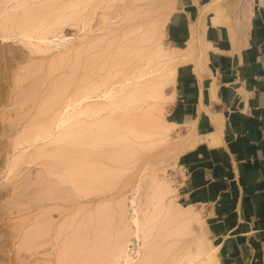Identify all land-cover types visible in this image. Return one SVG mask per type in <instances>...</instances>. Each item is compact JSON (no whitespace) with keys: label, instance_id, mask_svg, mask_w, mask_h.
<instances>
[{"label":"bare ground","instance_id":"obj_1","mask_svg":"<svg viewBox=\"0 0 264 264\" xmlns=\"http://www.w3.org/2000/svg\"><path fill=\"white\" fill-rule=\"evenodd\" d=\"M7 1H9L8 10L2 6L5 1L2 2V5L0 3V15H3L0 19V37L1 39H8L10 37L20 36L19 43L24 45L27 49L24 56L26 57L25 60L27 64L22 68L24 72L18 70L14 74L12 81L13 86L6 92L7 98L11 100L14 94V88H22V85H28L27 81L35 78L37 73L36 67L39 65L40 68L44 66L43 60L47 57L44 55L50 50V47L46 45L41 46L38 43L34 44L31 41H27L26 38H48V33H52L65 22L71 18L73 19V16H69L73 10L70 9V14L66 11L71 5L68 6V8H66V5L72 4L73 2H75L74 4L76 5L77 0H71L72 3L67 0L68 3L65 0L66 2H64V4L62 0ZM55 1L57 3H55ZM59 1H61V3H59ZM82 1L84 2L85 0L78 1V4ZM51 4H53V6ZM74 4V7L78 5L75 6ZM73 6L72 8H74ZM136 7L141 6L136 5ZM135 9L134 7V9H131L126 15V20L128 19L127 22L129 19H132V22L128 24L131 25L130 29L132 33L134 32L133 34H135V37L133 35L131 37L132 40L130 39L129 42H125L123 46L125 47L124 51L119 44H122L121 42L124 44V41H128V39H124L117 44L115 43L116 46H113V49L116 48L114 50L111 47L112 44L114 45V40H111L104 46L106 47L110 44L109 51L107 50L108 52L100 47L104 50V54H101L103 50L99 48L97 42L100 38L102 40V37L104 38L107 32L89 39V43L87 42L88 44L85 47L82 46V50L85 52L90 49L92 52L90 51L91 53L88 56H84L85 60L81 65L83 69L85 67H90L89 73L85 75L82 73L83 77L78 78L75 84H72L68 77L62 78L61 73V77L58 75L59 79L55 80L54 78L55 81L52 79L51 86H49L50 88L44 86V76H41L43 79L40 78L37 80L39 81V85L33 84V86H26L24 90L21 91L19 100L16 99L15 96V98L13 97L12 103L14 104L17 102L18 106L15 105L10 110L6 112L2 111L0 114V120L2 122L11 118V121H8L11 128L7 123L0 124V134L8 135L9 131L17 128V134L14 138L11 137L12 140L10 145L13 150L19 149L20 147L23 148L22 151L13 155L15 157H10L11 161H8V164L5 166L7 170L10 171L18 163L39 165V170L43 176L41 181H39L40 191L35 196H31L32 206L40 212L38 216L34 217V220L32 219V223L36 228L34 226L30 232H26L28 235H26L22 246L27 247L31 245L32 248H34L38 246L37 243L41 245V243L38 242L40 236L43 233L51 236L52 233L50 232L55 227L56 232H54V239H57V243L55 244V251H53L49 257L53 254L52 262L54 264H74L75 255L73 251L75 250V242L77 241L76 237L78 233L74 235L70 233L67 239H63L62 223L64 221L62 218L67 212H72L79 204H82L84 208L87 207V210H91L93 203H102L106 206L102 207L103 210H101L105 212L107 210V212H109L108 217L112 218V221H108V217H106L107 212H104V215L100 214L101 211L95 209L92 210V212L102 215L101 217L104 215L105 219L103 218V220H100V215L99 218H97V215L95 214L94 216L90 211V216L84 218L87 221L84 222L83 220V225L86 223L84 227H88L87 223L89 225L90 222L89 227L91 226V230L94 229L91 233H93L94 236L96 235L95 239L98 238L102 232L103 234L105 231L108 232L107 230L103 231V229H106L107 225V229L110 228L111 230H109L108 233H112V228L114 227H117L116 229L114 228L117 231L109 236L106 233V243L102 246H106V249L108 248L107 250L100 246L101 249L103 248L101 251L98 246L104 243V236H101L103 240L100 239L101 242L99 240V243L96 241L97 239L95 240L92 238V244L97 243L98 245L95 246H97V248L99 247L96 254L98 253V255L103 257L100 259V256H93V254H95L93 253L95 252L93 249V254H89V260L92 259V256L93 259L97 258V264H100L99 262H101V264H158V262H160L159 264H220L217 245L209 238H206L207 220L205 216L202 215L200 213L201 210L196 209L193 204L185 203V205H182L175 201L176 189L174 188L175 186L173 187L169 178L158 177L155 170L150 175L145 193L146 202H148L147 207L150 206L151 209L149 213L147 212L145 214L142 220H139L137 215L132 217L135 230H131L126 221L127 214L124 200L121 201L122 199L120 198V201L115 200L113 204L111 202L112 200L108 197L115 185V181H118V179L115 180V175L118 174L119 171V173H121L124 168L127 169L131 167L130 164H128V166L126 165L127 167L123 166L125 165V160H130L132 158V156L130 157L129 155H133V151L137 153L138 150L140 152V149L153 147L160 140L165 127L158 122L157 118L152 114L151 109H147L148 107L145 108V110L141 111L143 116L139 114V117L136 119L134 116L133 118L135 120L127 113L131 111L130 109L132 107V110H134L135 104H139L145 100H151L148 102V104L151 105L152 103L150 104V102L154 103L155 100L162 97L161 86L163 85L164 79L160 81L159 76H164L165 78L169 76V62L177 58L173 56L175 52H181V48L177 46H173L170 49L162 48L158 40V32L156 34L155 31H152L159 28V24L156 23L157 21H152L154 22V24H152L151 20L153 19L149 18L150 20H148L151 22L149 25V21L146 19V29L149 27L152 32H149V29L147 31L144 27V20L142 16H140V13L143 14V10L137 8L135 11ZM64 10L68 15L65 14L66 12L64 13ZM74 12L75 10L73 13ZM146 12H148V10ZM49 14L52 15L49 16ZM81 21L82 20L79 22ZM129 25H125L127 27L125 29L127 30L124 29V33L120 31L122 34L120 38L123 34L130 32L128 31ZM113 30H117V28ZM135 31L137 32L135 33ZM144 31L145 33L148 32L145 34L146 36L148 35V37L144 35ZM108 32V35L112 33L111 30ZM150 33H153V35ZM149 35L153 37L149 39ZM97 37L99 38L97 39ZM104 41L103 39V42ZM77 48L76 50H79V47ZM119 49H121L122 52ZM81 52L82 51H76L78 57ZM64 53L63 55H61V53L54 54L50 57L48 60V73L46 72V74H51L60 68L61 62L64 56H66ZM92 53L95 54L93 55ZM108 53L112 58L111 61H109V59L108 61L105 60V54ZM110 57L107 56V58ZM184 58L185 55L176 60L181 61L182 59L184 60ZM161 59L165 68L163 72L159 73V67L157 65H162ZM140 60H143V62L140 63ZM133 61H135V63L139 61V64L127 72L126 76L111 80V78L116 77L119 73L124 74V66ZM72 64H74V62ZM8 65L11 66L10 64ZM105 65L107 66V70L104 74H98V71L102 70ZM68 68L70 67L68 66ZM82 68L80 70H82ZM125 68V70L128 69L127 66ZM42 69L44 70V68ZM92 75H94V77ZM37 81L36 83H38ZM70 83L72 84V88H68ZM40 86L42 87L40 88ZM68 90L70 91L69 94L66 92ZM36 91L37 93L33 94ZM27 102H29L28 105L26 104ZM33 103H37L38 105L36 106L38 107L34 111V114H31L30 108ZM28 114H31L29 120L21 124L19 121ZM13 116H16V118L13 119ZM124 116H126L125 119ZM128 117H130V119ZM119 118L123 120L121 121ZM85 144L87 149L88 147L89 149L93 147V149L91 148L90 151H87L91 155V159L89 158L91 160V162H89L90 165L87 163L90 160H86L87 162L84 161V163L82 160H77L76 157V155H78L76 153H80L77 149L83 147ZM104 144L106 145L105 150L110 149L111 152L109 155L106 150L107 157H110L107 158V160L106 156L104 159V157L100 155L105 152L102 148L103 146L105 147ZM86 147L84 146L83 150L86 151V149H84ZM94 147H98L97 153V148L95 149ZM99 147H101V149H99ZM27 148H29V151ZM92 150H95V155H99H94V157V152ZM92 156L94 157L93 159ZM98 157L103 158L104 161ZM19 165L20 164H18V166ZM25 196L27 195L25 194ZM100 204L98 208L96 207L97 209H100ZM53 211L56 212V218H53ZM75 211L76 213L74 211L73 213L77 214L78 209H75ZM93 216L100 220L98 223L102 224L103 229L100 227L101 229L98 228L96 230V227L100 225L97 224L98 226H95L98 220H94V223L92 221V219H95ZM69 217L70 215L68 218ZM105 220L106 222L108 221L107 225L105 224ZM102 221H104V224ZM71 222L75 224L76 221L73 219ZM193 223H198L200 229L198 233L193 230ZM79 224L77 223L76 225ZM83 225H81V227ZM154 229L156 230V234L153 232ZM94 231H97V234H95ZM84 235L86 236V234ZM130 235H135L137 239L141 240V245L139 243L135 251L136 259H132L129 252ZM107 238H109V240ZM108 241L109 246H107ZM175 246L177 247V251L170 254V249L173 247L175 248ZM78 249H80V247ZM49 257L47 260H49ZM105 257H107V261H105ZM163 258L165 259L162 260ZM82 260H84V258ZM43 261L44 260L41 258L40 262L43 263ZM102 261H104V263ZM86 264H90V262ZM94 264H96V262Z\"/></svg>","mask_w":264,"mask_h":264},{"label":"rangeland","instance_id":"obj_2","mask_svg":"<svg viewBox=\"0 0 264 264\" xmlns=\"http://www.w3.org/2000/svg\"><path fill=\"white\" fill-rule=\"evenodd\" d=\"M66 1L62 0L63 4ZM69 1L72 3L71 0H69ZM78 1H80V0H77V4H78ZM2 2H4L3 5H2ZM34 2H37V1H34ZM187 2H188V0H85L84 2L83 1L81 3L79 2L80 4H78V5L76 4L77 6L74 4L75 2H73L72 4L66 5L67 6L66 8H68V6L71 5L70 8L68 10H66V11H68L69 14H70V12H69L70 9L73 11L75 10L74 13L72 11L71 15H69L70 17L73 16V19L71 18L70 20L65 22L63 25H61L59 28L55 29L52 33H50V34L48 33L47 34L48 38H45V39H37L36 37H29L28 39L26 38L27 41H31L34 44L38 43L41 46L46 45V46L50 47V50L48 52H46L44 55V56H47L46 59L43 60L44 66L41 68H40V65L38 67H36L37 73L35 75V78L33 80L27 81L29 86H31V85L33 86V84L39 85V81H37V80L40 78L41 79L44 78V84L45 85L44 84L43 85L47 86V88H50L49 86H51L52 79L53 80H54V78H55V80L59 79V76L61 73H62V75H61L62 78H66V77L70 78L69 81H71L72 84H75V81L78 78L83 77V74L85 75L86 73H89L90 67H85L83 69L82 68L83 66L81 67V65H82V62H84V60H85L84 56H86V55L88 56L92 51L90 49H88L87 51L84 52V50H82V48L85 47L89 43V39H91L95 36H100V35H103L104 33L107 32V35H104V38L102 37V40L100 38V40L97 42V45H99V48L100 47L103 48L106 52L109 51L110 44H109V46L108 45L106 47H104V46H105V44H108V42H110L111 40H114L113 41L114 45L113 44L111 45V47L113 49V46H116L117 43H120L124 39L125 40L128 39V41H124V44H123V42H121L122 44H119V45H121V49L124 51L125 47H123V46L125 45V42L126 43L129 42L133 35L135 37V34H133L134 32L132 33V31L130 29L131 25L128 24V23L132 22L131 21L132 19H129L128 22H127L128 19L126 20V15L128 14V12H130L131 9L133 10L134 7L136 8L135 11L137 10V8L143 10V12L141 10V12L143 14L140 13V16H142V19L144 20L143 22L145 24L144 25L145 29H146V22L149 21L151 18L153 19V20H151V22L157 21L156 23L159 24V28H157L158 31L157 30H152V31L153 32L155 31L156 34L158 32V37H159L158 40H159V43H160L162 48H164V49L169 48L170 49L173 46L180 47L181 52H175L173 54V56L177 57L176 59L185 55V58H184L185 61L183 59L181 61H178L175 59L174 61H170L171 63L169 62L170 74L168 77L165 78L164 76H159L160 81H163V79H164L163 85L161 86L162 97L155 100L154 103L150 102V104L152 103L151 105L148 104V102L151 100H145V101L140 102L139 104H135L134 110H132V108H133L132 107L130 109L131 111L129 113H127V114H129V116L132 119H134V118L136 119L137 117H139V114L141 116H143V114H141V111L145 110V108L148 107L147 109L152 110V111L151 110L150 111L157 118L158 122L161 123L162 126L164 125V127H165V129L163 130L162 136L160 137V140L153 147H146V148H143L142 150L140 149V152L138 150L137 153L133 151V153H132L133 155H129L130 157L132 156V158L130 160H125V165H123V166H126V165L128 166V164H130L131 167L127 168V169L124 168L125 171L123 170V171H121V173H119L120 172L119 171L118 174H116L118 178L115 175V180L118 179V181L117 180H116L117 182L115 181L116 186L114 185V187L111 190L110 195H108V197L112 200L111 202L113 204L115 203V200L120 201V198L122 199L121 201L124 200V204L126 205L125 211L127 214L126 215V221H127L129 228L131 230H135V226L132 222V217L137 215L138 219L142 220L144 218L145 214L147 212L149 213V210L151 209L150 206L147 207L148 202H146V193L145 192H146V188H147V183L149 181V177L153 173L154 170L156 171V174L158 177H167L171 180L173 187L175 186L174 188L176 189L175 201L182 204V205H185V202H183V200L181 198H179L178 190H177L178 175H177V170L175 167V159H176V156L178 153V148H179L178 143H177L178 139L171 132L173 123L168 120L169 119V106H170L169 101L172 99V96H173L172 86L175 84L177 76L179 75V73L182 72L183 69L185 70V68H188V67L192 68L193 70L202 69L204 66H207L208 64L210 65V63H212L211 62V55L212 54H216V55L219 54L217 51H214L211 47L208 48L209 51H205V49H203V48L199 49L198 47H196V45L194 44L193 32L191 33V35L188 38L183 39L179 44H172L173 43L172 38H171L172 36L170 34V31H169L170 23H171V15L174 12H176L177 10H179L180 8H182L183 5H185ZM249 2H250L249 0H211L210 2L206 3L203 8L205 10L206 15L211 16L213 20H216V21L219 20L221 22V20L231 19L233 24L234 23L236 24V22L238 23V20L245 21V22L248 21L249 13H250V10L248 9V6L250 4ZM0 3L3 7L6 8V10H8L9 1L0 0ZM55 3H57V2L55 1ZM59 3H61V1H59ZM73 4L76 7H74ZM51 5L53 6V4H51ZM136 5L141 6V7H136ZM72 6L74 8H72ZM147 10H148V12H146ZM66 11L64 10V13ZM144 11H145V13H144ZM65 14L68 15L67 12ZM51 15L52 14H49V16H51ZM2 16L3 15H0V19ZM69 16H67V17H69ZM135 19H134V21H135ZM146 19H147V21H146ZM80 20H82V21L79 22ZM151 22L149 21V25L151 24ZM152 24H154V22H152ZM125 25H129L128 31H130L131 33L127 32V33L123 34V36H121V38H120V35H122L120 31H123V33H124V29L127 28ZM104 26H105V28H104ZM123 26H125V27H123ZM152 27H150V28H152ZM116 28H117V30H113ZM147 28L149 29V27H147ZM121 29H123V30H121ZM148 29H146V30L148 31ZM110 30L112 31V33H110L108 35V33H109L108 31H110ZM125 30H127V29H125ZM159 30H160V32H159ZM137 31H135V33ZM145 31H144V35L146 33H148V32L145 33ZM152 31H150V29H149V32H152ZM150 34L153 35V33H150ZM159 34H160V36H159ZM151 35H149L150 36L149 39H151L153 37V36L151 37ZM82 36H83V38H82ZM146 37H148V35ZM98 38L99 37H97V39ZM19 39H20V36L10 37L8 39H1V37H0V114L2 113V111L6 112V111L10 110L15 105L18 106L17 102H16L17 104L12 103V99L15 96L16 99L19 100V98L21 96V91L24 90V88L26 86H28L26 84V85H22L21 86L22 88H14V94L12 95V99L10 100L7 98L6 92L8 91V89H10L13 86L12 81L14 78V74L18 70H21L22 72H24L22 68H24L25 64H27V61L25 60L26 57H24L27 49H26V47H24V45L19 43ZM103 39L105 40L104 42H103ZM146 44H147V42H146ZM77 47H79V50H76V49H78ZM74 49L76 51H82L81 53H79V57L77 56L78 53H76V51ZM103 49H101V50H103ZM121 49H119V50L121 51ZM104 50H103V52H101V54L102 53L104 54ZM64 52H66V53H64ZM60 53H61V55H63V53L66 54V56H64V58L61 62L60 68H58L55 72H53L51 74H46V72L48 73L47 69L49 67L48 60L50 59V57L52 55L60 54ZM107 56L110 57L109 53L105 54V60L108 61V59H109V61H111L112 58L111 57H110L111 59L107 58ZM64 60H65V62H64ZM73 62H74V64H72ZM142 62H143V60L142 61L140 60V63H142ZM161 62H162V65H160V64L157 65L159 67V71H158L159 73L163 72V70L165 68L162 59H161ZM13 63H15V64H13ZM16 63L18 66L16 65ZM8 64H10L11 66H9ZM69 64L72 66H70ZM109 64H107V65H109ZM137 64H139V61L136 63H135V61H133L132 63L127 64L126 66L128 69L125 70L126 66H124V70H123L124 74L119 73L120 75L117 74V76L111 78V80H115V79H117V77L121 78V76H126L127 72H129L131 69H133V67H135ZM7 65L9 66L10 69L8 68ZM68 66L70 68H68ZM73 66H75V67H73ZM17 67H19V68H17ZM42 68H44V70ZM78 68H79V70H78ZM81 68H82V70H80ZM62 69H64V70H62ZM68 69L72 72H70ZM72 69H74V70H72ZM106 70H107V66L105 65L102 68V70L98 71L99 72L98 74H104V72ZM68 72H69V74H68ZM41 76H44V77L42 78ZM92 76L94 77V75H92ZM68 78H67V80H68ZM36 81L38 83H36ZM71 83H70V86L68 88H72ZM7 84L9 85V87ZM42 86H40V88ZM38 91H39V89H38ZM66 92H67V94L70 93L69 90ZM36 93H37V91L34 92L33 94H36ZM6 99H7V101H6ZM26 104L28 105L29 102H27ZM36 105H38V104L37 103L32 104V106L30 108L31 114L32 113L34 114V111L38 107ZM76 108H77V106H76ZM31 114H28L23 119H21L19 122H21V124H24L26 121L29 120ZM125 117L126 116H124V119H125ZM130 117H128V118L130 119ZM12 118L15 119L16 116H13ZM119 120L122 121L123 119L119 118ZM8 121L10 122L11 118L4 120L3 122L0 120V124H3V123L9 124ZM9 127L11 128L10 124H9ZM16 132H17V128L12 129V131H9L8 135L0 134V144H1L0 145L1 146L0 147V264H36V263L37 264H46V262H47V264H54L52 262L53 254L51 255V257H49V256L53 251H55V244L57 243V239H54V236H55L54 232H56L55 227L50 232V233H52L51 236L49 234L46 235L45 233L42 234L43 236L42 235L40 236V240H38V242L41 243V245L37 243L38 246H36L34 248H32L31 245H29L27 247L22 246L23 245L22 243H23L26 235H28L27 234L28 231L30 232L35 226L32 223L33 222L32 219L34 220V217L38 216V214L40 213L38 210H36L32 206L31 196L32 197L35 196L40 191L39 181H41L43 176L39 170L40 169L39 165H32V164L26 165L24 163H18L20 165L18 166V164H17L10 171H8L7 168L5 167L6 164H8V161H11L10 157H12V158L15 157L13 155H16L18 152L22 151V149H23L20 147L19 149L13 150L11 148L10 143H11L12 138H14V136L17 134ZM5 144H6V147H5ZM84 146L86 147V144ZM99 146H101V145H99ZM3 147H4V149H3ZM83 147H81L82 149L81 148L77 149L78 152H80V153H76L79 155V156L76 155V157H77V160L79 159V160H82L84 162L86 160L91 159V155L87 151H90L91 148L93 149V147H91L90 149L88 147L89 150L87 149V147L84 148V149H86V151L83 150ZM96 148L95 149H96V153H97L98 147H96ZM102 148H103V150H105L106 145H105V147L103 146ZM99 149H101V147H99ZM27 150L29 151V148H27ZM106 150L108 153L106 152ZM106 150L104 153L103 152H98V153H103L100 155L102 157H104V159L106 156V160H107V158H110V157H107L106 153L110 155L111 152H110V149H106ZM111 150H112V148H111ZM92 151L91 152L93 153V156H94L95 150H92ZM99 151H101V150H99ZM97 155H99V154H97ZM97 155H95V156H97ZM93 156H92V159L95 157V156L94 157ZM98 158H100V157H98ZM100 159H102L104 161L103 158H100ZM89 162H91V160L88 161L87 163L89 164ZM103 166H104V164H103ZM129 169H131V170H129ZM36 172H37V176H36ZM127 174H129V175H127ZM25 194L27 196H25ZM122 196H124V197H122ZM99 204L93 203V207L91 210L90 209L87 210L88 209L87 207L84 208V207H82V204H79L75 207L76 210L78 209L77 214L73 213V211L76 213V211L74 209L72 212H67L64 215V217L62 218L64 222L60 220L61 222H63L62 223L63 235H64L63 239H67L70 236V233H71V235L78 233V235L76 237L77 241L75 242V244H76L75 250L73 251V253L75 255V258H74L75 262L73 261L74 264L75 263L76 264H79V263L80 264H86L88 262H90V264H92V263L94 264L96 262V264H97V261H98L97 258L93 259V257L91 256L93 261H92V259L91 260L88 259V258H90L89 254H91L93 252V249L95 251L93 253L96 254V251L100 246L106 249V246L105 247L102 246L103 244L106 243V239H105L106 233L109 236L110 234L113 235L114 232L116 233V231H117V230H115L117 227L116 228L114 227L115 229L112 228V233H108L110 228L107 229L108 228L107 224H108L109 220L112 221V218L108 217L109 212H107V210H106V212H107L106 217H108L107 218L108 221L106 222V220H105V224L107 225L106 229H103L102 224L98 223V222H100V220H103V218L105 219V216H104L105 211H102L103 210L102 207L106 206L105 204L101 203L102 206L100 204V206H101V207L99 206L100 209H97ZM195 208L201 210L200 207L195 206ZM95 209L97 211L98 210L101 211L100 214H104L103 217H101L102 215L99 214L100 215V218H99L98 213H95L97 215V218H99L100 220H98V219H96V217H94L95 214H94V212H92V210H95ZM104 210H105V208H104ZM52 213H53V218H56V215H55L56 212L53 211ZM90 213L94 215L93 218H95V219H92L93 222H94V220H96V221L98 220L96 222L95 226H98L97 224L100 225V226L96 227V230L98 228L99 229L102 228L103 231H105V230L108 231V232L105 231L104 234H103V232L100 235L98 234L99 237L104 236L105 241L102 244L98 245L96 242H95L96 244H92L91 240L95 239V237H96V235L94 236L93 233H91V231H93L94 229L92 227L93 230H91V226L89 227L90 222H89V225L87 223L88 227H86V226L84 227V225H86V223L83 225V220H84V222L87 221L84 218H88L90 216ZM200 213L203 215L202 211H200ZM69 215L71 218L70 217L68 218ZM73 219H75V221H76L75 224H72V222H71V220H73ZM79 222H80V224H79ZM77 223L79 225H76ZM102 223L104 224V221H102ZM67 224H68V226H67ZM81 225H83V226L81 227ZM92 225H93V223H92ZM95 226H94V228H95ZM35 228H36V226H35ZM120 229H121V227H120ZM193 230H195L196 233L199 232L200 229H199L198 223H193ZM155 231L156 230L154 229L153 232L156 234ZM100 232H101V230H100ZM94 233L97 234V231L96 232L94 231ZM98 233H99V231H98ZM84 234H86L87 237ZM130 236L131 237H130V242H129V247H128L129 252H130V255L132 256V259H136L135 251H136V248H138V244L140 243V245H141V240L137 239L135 235H130ZM98 238H96L97 240L96 239L95 240L98 241V243H99V240L102 239V237L99 239ZM206 238H209L210 240H212L208 234V225H207V230H206ZM53 239H54V241H53ZM107 239L109 240V238H107ZM42 241H43V245H42ZM80 241H81V244H80ZM100 242H101V240H100ZM45 243H46V245H45ZM95 245H98L99 247L97 248V246H95ZM107 246H109V241H108ZM79 247H80V249H78ZM95 247H96V250H95ZM101 247H100V250L102 251L103 248L101 249ZM101 251H100V253H101ZM176 251H177V247L175 246V248L173 247L172 249H170L169 253L172 254V253H175ZM98 252H99V250H98ZM95 254H93V256H96V257L100 256L101 257V255H98V253L96 255ZM104 256H106V255H104ZM48 257H49V260H47ZM102 257L100 259H102ZM41 258L45 262L44 261H43V263L40 262ZM83 258L85 261L82 260ZM106 258L107 257H105V261H107ZM164 259L165 258H163L162 260H164ZM81 262H83V263H81ZM102 262L104 263V261H102ZM99 263L101 264V262H99ZM159 263L160 262H158V264Z\"/></svg>","mask_w":264,"mask_h":264},{"label":"crops","instance_id":"obj_3","mask_svg":"<svg viewBox=\"0 0 264 264\" xmlns=\"http://www.w3.org/2000/svg\"><path fill=\"white\" fill-rule=\"evenodd\" d=\"M210 1L171 15L172 44L193 32L196 47L219 53L172 86L178 195L200 207L220 264H264V0H249L236 24L207 16Z\"/></svg>","mask_w":264,"mask_h":264}]
</instances>
